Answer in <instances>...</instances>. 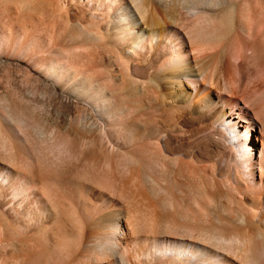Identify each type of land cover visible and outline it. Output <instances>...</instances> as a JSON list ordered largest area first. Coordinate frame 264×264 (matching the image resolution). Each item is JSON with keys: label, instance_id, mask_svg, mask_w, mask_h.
I'll list each match as a JSON object with an SVG mask.
<instances>
[{"label": "bare ground", "instance_id": "6f19581e", "mask_svg": "<svg viewBox=\"0 0 264 264\" xmlns=\"http://www.w3.org/2000/svg\"><path fill=\"white\" fill-rule=\"evenodd\" d=\"M0 2L52 21L20 57L44 82L38 94L49 104L30 134L50 142L65 129L70 138L48 152L47 177L70 187L86 169L92 179L122 177L124 200L88 220L87 239L77 237L74 219L54 217L46 262L66 254L65 264H264V88L254 97L242 91L244 63L264 61V0ZM3 107L4 123H14L10 101ZM3 193L0 225L12 239L35 216L19 211L18 232L2 212L21 192ZM150 209L157 231L129 257L121 235L142 238ZM219 226L232 231V254ZM248 232L257 244L245 251Z\"/></svg>", "mask_w": 264, "mask_h": 264}, {"label": "rangeland", "instance_id": "374dc122", "mask_svg": "<svg viewBox=\"0 0 264 264\" xmlns=\"http://www.w3.org/2000/svg\"><path fill=\"white\" fill-rule=\"evenodd\" d=\"M5 9V4L0 2V195L4 194L3 192L6 193L9 188H16L21 193L13 199L12 207L10 205V209H5L2 214L6 219L14 221L18 232L23 227L20 222L15 220L19 211L29 209L34 212L35 217L28 232L18 234L12 239L5 237L0 225V264H65L66 254H63L61 258H54L50 262L45 261L48 256L47 249L57 240L54 217L59 219L60 216H66L68 219H74L77 222V237L82 241L87 239L90 235L87 228L88 220L103 207H113L116 203L114 199L124 200L125 194L123 191L120 192L122 189H119L122 177L116 175L112 179L111 176H102V178L96 175L92 179L88 169L83 171L84 167L80 168L83 173L77 177L79 179L76 178L74 187L66 185L59 176H55L53 179L47 177L48 168H50L48 152L53 150L56 145H66L70 138L65 129H56L54 138L50 142H38L30 134L29 125L40 115L45 116L43 110L48 109L49 104L38 94L46 89L44 82H36L35 75L29 71L27 64L20 57L23 53L29 52L35 35L46 24L51 26L52 21L46 18L42 22L31 13L20 16L13 13L12 10H9V13ZM53 30L56 32L58 29L53 27ZM230 64L235 72V62L232 61ZM244 69L248 74V80L244 83L242 91L253 93L252 97L259 95V91L264 88V81H262L264 61L257 62L254 66L244 63ZM21 98L24 100L21 101ZM259 99V103L262 105L264 95ZM8 100L13 106L12 113L16 120L10 125L3 121L5 114L3 106ZM60 100L65 101L63 98ZM56 107L59 108L57 102ZM40 164L45 165V168L41 169ZM88 178L92 181H86ZM116 189L119 190L116 191ZM115 191L116 193L120 192L119 195ZM144 222L145 231L142 238H128L125 232L121 235L122 249L129 257H132L135 251L137 255L142 253L157 231V216L152 209L144 215ZM218 232L226 240L222 245L224 250L218 249L228 255L232 254L229 245L232 231L219 226ZM247 234L248 240L243 248L245 251H247L248 245L254 243L256 246L257 244L249 236L250 233ZM257 247L259 255L261 250ZM209 251L206 252L208 254L206 256H215L217 261L226 260L224 253ZM242 252L244 251L242 250ZM242 257L244 256L242 255ZM242 259L234 264L243 263ZM103 264L110 263L107 261Z\"/></svg>", "mask_w": 264, "mask_h": 264}]
</instances>
